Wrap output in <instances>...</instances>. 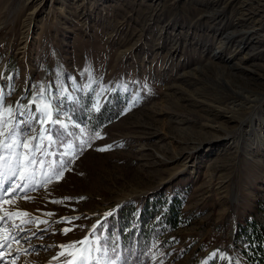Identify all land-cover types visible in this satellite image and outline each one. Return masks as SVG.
Instances as JSON below:
<instances>
[{
    "label": "rangeland",
    "instance_id": "obj_1",
    "mask_svg": "<svg viewBox=\"0 0 264 264\" xmlns=\"http://www.w3.org/2000/svg\"><path fill=\"white\" fill-rule=\"evenodd\" d=\"M263 41L264 0H0V264H119L95 227L128 202L150 210L158 250L123 264H251L239 232L264 230ZM210 61L250 103L211 84ZM114 89L127 104L93 141L79 126L53 146L49 123L74 122L65 99L98 110Z\"/></svg>",
    "mask_w": 264,
    "mask_h": 264
},
{
    "label": "trees",
    "instance_id": "obj_2",
    "mask_svg": "<svg viewBox=\"0 0 264 264\" xmlns=\"http://www.w3.org/2000/svg\"><path fill=\"white\" fill-rule=\"evenodd\" d=\"M119 92V89L110 92L98 110L90 109L88 96L81 97L80 100L73 98L67 101L65 99L64 109L69 111L74 122L67 119L61 120L66 128L53 121L49 123L53 146L59 147L68 139L77 142L75 135L79 126L88 136L89 141H93L104 125L115 120L124 111L127 94L125 93V97H122ZM55 110L52 107V113L56 116L58 110ZM133 209L132 202L124 203L104 217L95 227L96 234L101 237V245L119 264H123V261L146 262L158 250L157 241L154 242L158 237L157 222L150 223L153 220L150 210L143 206L136 215ZM177 213L178 210L175 207H170L165 215V223L172 227L176 226ZM239 234L249 239V252L246 255L248 261L251 264H264L263 228L252 222L246 227L240 228Z\"/></svg>",
    "mask_w": 264,
    "mask_h": 264
},
{
    "label": "bare ground",
    "instance_id": "obj_3",
    "mask_svg": "<svg viewBox=\"0 0 264 264\" xmlns=\"http://www.w3.org/2000/svg\"><path fill=\"white\" fill-rule=\"evenodd\" d=\"M244 2H247V1H244ZM216 9V8H215ZM219 11H218V9L214 12L213 11V13H211L209 16L210 17H212V16H216L215 14H217ZM210 20V19H209ZM214 23V22H213ZM212 24V23H211ZM208 25V24H207ZM230 26V25H229ZM208 28V27H207ZM222 28H224V26L222 27ZM221 28V29H222ZM226 31V30H225ZM237 33L238 32H234V31H228L227 32V34H226V39H227V42L229 43V41L231 42L233 39H234V37H235V35H237ZM264 42V41H263ZM227 43V44H228ZM257 45V44H256ZM220 47V49L221 48H226V46L223 44H221V46H219ZM235 52V51H234ZM218 55V54H217ZM216 55V58H218L219 57V59L221 58L219 55L217 56ZM212 58V57H211ZM208 64H210L209 66H210V68H212L214 71H216V72H214V74H213V76L211 77V84H213V86H215L216 88H222V87H220V86H222V85H224V84H222L221 82H220V80H222V82H225V80L223 79V75H225V74H228V75H231V72H228V66L227 65H218L217 63H215V62H213V61H210V62H208ZM204 68V67H203ZM219 71H224V73L221 75L222 76V78H220L219 76H218V78H217V80H215V78H214V76H215V74L216 73H218ZM195 73H197V72H195ZM205 75H207V73H204ZM233 74V73H232ZM200 75V74H199ZM234 75H236V74H234ZM192 79V78H191ZM207 79V78H206ZM209 79V78H208ZM226 83V82H225ZM228 83L230 84V85H232L233 84V78H230L229 80H228ZM190 84V83H189ZM223 90L222 91H224L225 93H223V95H225V96H228V97H231V98H233L235 101H239V103H237L238 105H240V106H243V105H245V103H250L251 102V99H252V94H251V91L250 90H243V91H239V90H236V89H234V88H231L230 90H228V89H225V88H222ZM216 91V90H215ZM206 97H208V96H206ZM224 97V96H223ZM208 99V98H207ZM234 101V102H235ZM225 103V102H224ZM231 103V102H230ZM178 104V103H177ZM219 104V103H218ZM232 104V103H231ZM230 104V105H231ZM222 105V104H221ZM209 106V105H208ZM181 108V107H180ZM230 108V107H229ZM231 111H235V109L234 108H231L230 109ZM207 111V110H206ZM222 128V127H221ZM221 128H220V130H221ZM224 131V130H223ZM245 132V131H244ZM263 132H264V130H263Z\"/></svg>",
    "mask_w": 264,
    "mask_h": 264
}]
</instances>
